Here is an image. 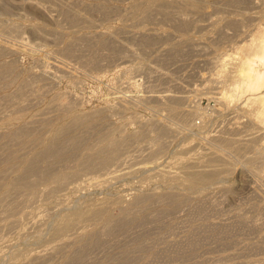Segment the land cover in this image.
Returning a JSON list of instances; mask_svg holds the SVG:
<instances>
[{
  "label": "rangeland",
  "instance_id": "374dc122",
  "mask_svg": "<svg viewBox=\"0 0 264 264\" xmlns=\"http://www.w3.org/2000/svg\"><path fill=\"white\" fill-rule=\"evenodd\" d=\"M68 1L0 0V49L8 54L1 56L0 70L9 68L11 73L10 78L0 76V96L12 94L14 84L21 82L25 94L16 98L34 97L24 111L1 115L0 131L11 128L6 124L11 117L16 125L47 118L30 132L34 138L41 135L39 145L26 150V159L17 166L48 149L57 137L64 145L73 143L42 159L56 164L53 170L33 176L32 193L21 184L11 187L18 173L0 180L4 182L0 185V264H61L68 256L87 264H264V117H258L264 110V89L234 88L219 68L198 63L227 55L233 63L247 59L256 63L257 52L249 40L264 37V0H198L205 13H188V22L181 13L183 23L176 12L168 19L159 13L145 14L134 0H98L129 4L128 11L105 17L94 12L86 15L92 23L80 25L69 24L60 15ZM142 16L136 29L142 28L143 40L148 37V41L138 44L125 38L124 42L122 35H115L118 43H128L135 50V58L97 43L99 32H117L130 19ZM153 34L158 39H152ZM187 39H193L192 45L204 43L203 48L185 49ZM171 47L176 55L169 63L161 60V51ZM78 52L87 54L92 64L77 60ZM43 69L52 71L51 80L40 78ZM160 73L168 81L156 80ZM215 75L222 86L211 78ZM220 90L226 93V110L211 94ZM153 93L186 97L183 105L172 100L161 104L150 98ZM180 109H192L190 122L174 116ZM75 116L84 120L61 133ZM89 124L95 127L88 128ZM3 139L0 143L7 140ZM103 145H110V155L106 151L90 165H82L87 153ZM104 158L109 160L101 163ZM194 162L198 166L186 172L181 167ZM201 175L208 179L198 180L199 189H189L192 178ZM168 192L179 196L168 195L175 202L165 198ZM88 207L98 212L64 236L54 235L65 212ZM79 230L98 233L77 242L78 251L67 247L44 262L31 260L38 251L50 250Z\"/></svg>",
  "mask_w": 264,
  "mask_h": 264
},
{
  "label": "bare ground",
  "instance_id": "6f19581e",
  "mask_svg": "<svg viewBox=\"0 0 264 264\" xmlns=\"http://www.w3.org/2000/svg\"><path fill=\"white\" fill-rule=\"evenodd\" d=\"M102 1H104V0H102ZM102 1H98V0H70L67 3H65V5L63 7V10L62 11L60 10V15L62 17H64V21H66L67 23L69 22V24H72V25H80V24H86V23H90V22L92 23L93 20L91 19V17L89 18L86 15H90V14L92 15V13H94V12H100L105 17L107 15H110L111 16L110 13H115V12H117V13H125V12L128 11L127 5H129V4H126V6L117 5V4L116 5H109V3L102 2ZM199 1H201V0H199ZM199 1L198 0H134V2L133 1L132 2L137 7H140V8L143 7V10H144V13L145 14L159 13V14H161L163 16V18L168 19L167 17L171 13H173V12L174 13L176 12L177 14H180V15H181V13H185V16H186V19L185 20H187L188 19V17H187L188 13H199V14H204L205 13V10L206 9L204 10V8H199L198 7V5L200 6ZM197 2H198V4H197ZM219 3H220V1H219ZM131 5H132V3H131ZM181 6H183L184 9H180ZM223 6H224V4H223ZM220 7H221V5H220ZM80 11H81V13L83 11L85 15L84 14L82 15L80 13ZM49 12H52V11H49ZM117 13H116V15H117ZM180 15H179V17H180L179 20L180 21H178V20L175 21L174 18L171 21L174 20L175 22L178 21L180 23L181 20H182V23H183L184 18L181 15L182 18H183L182 19ZM174 17H176V16H174ZM170 18H171V15H170ZM250 19H252V18H250ZM142 21H143V16H142V18L140 20L130 19V23L127 25V27H123V29H121V30H119L117 32L116 31H114V32L113 31H103V32H99L98 35H97L98 36L97 43L99 45H102L103 47L115 48V49H119L121 51L124 50L123 53L126 52V54H127L126 56L127 57L129 56L130 58H132V57L135 58V56H137V55H135V53H136L135 50L132 47L128 46V43H127V45L126 44L124 45L123 41L126 42V40H125V38H126L127 39V42L130 40L132 42L134 41V42H137L138 44H141L145 40L146 41L149 40L148 37L147 38H144L145 40H143V32H144V30L142 28L140 30L139 29H136V26H138ZM190 21H192V19ZM249 21H251V20H249ZM187 22H188V20H187ZM179 23H178V25H180ZM235 24H237V23H235ZM180 26H183V24L180 25ZM180 26H178V27H180ZM154 30H157V32H158V29L155 28ZM161 30L159 32H161ZM118 34H120V35H122L124 37V40L122 39L123 37H120L123 40L122 41V44L121 43H118L117 38L115 39V35L118 36ZM155 34H153L152 36L154 37ZM160 35H161V33L158 34L159 37L156 36V37H154L152 39H155L157 37L160 38L162 36V35L161 36ZM165 35L166 34H164V37L166 38ZM257 37H259V38H257ZM257 37L255 38V37L252 36V38L249 40L250 41L249 44H250L252 50H254V51L257 52V54H255V56L257 57V60L255 59L256 60L255 61L256 63L250 62L249 61L250 59H247L246 62H242V63L241 62L240 63H233L231 60H229V56L228 55L225 56V57L220 56V57H214V58L213 57H211V58L210 57L209 58H204V59H201L200 62L198 61V63H201V61H202V63L205 64L206 66L207 65H214V67L219 68L218 70L224 72V74L226 75L227 79H229L230 81H232L230 85H232V87H234V88H238V87L241 86V87H245L248 90H260L261 91L262 89H264V37H260L258 35H257ZM120 38L118 39L119 41H120ZM149 38L151 40V37H149ZM193 39L192 40L189 39L190 41H188V39H187L186 40L187 42L183 41V45L186 43V46L184 45L185 46L184 47L185 49H187L186 47H191V45L194 42ZM73 43H75V42L73 41ZM180 43H181V41H180ZM180 43H179V45H180ZM201 44H204V43H201ZM201 44H199L197 42V44H194V45H197L196 47H198L197 49L199 50V49L203 48ZM175 45H178V44H175ZM194 45H192L193 48L195 47ZM173 48H174V46H173ZM173 48L172 49H166L165 48V50H163V51L159 50V51H161L163 53L161 54V52L158 51L157 54L160 53L161 55H159V57L161 58V60L169 63V61L172 59V57H174V55H176V52H177L176 49L173 51ZM13 49H15V48H13ZM13 49H12V51H13ZM67 51H68V49H67ZM178 51L182 53V50L179 49ZM16 52H17V50H16ZM6 53H7L6 50L0 49V58L3 55L8 56V54L6 55ZM11 53H13V52H11ZM78 53H80V52H78ZM78 53L76 54V56H78L77 57L78 58L77 60L80 59L83 62V64H86L87 66L92 64L90 61H88L87 54H85L83 52H81L80 54H78ZM123 57H121V58L123 59ZM127 57H124L125 58V61L127 60ZM155 57H157V56H155ZM159 57L156 58V59H159ZM121 61H119V62L121 63ZM95 62H97V61H95ZM170 63H172V62H170ZM180 64H181V62H180ZM86 65H84V66H86ZM176 65H177V63H176ZM231 65H232V67H231ZM173 66H174V64H173ZM0 67H1V65H0ZM228 69H231V71H228ZM4 70H6V71L3 72V70H0V76L2 77V75L3 76L6 75V76H9V78H10L11 77V75H10L11 73L9 71L10 69L9 68H6ZM51 73H52L51 70L43 69L40 72L39 76L44 81V79H46V78L49 79V76L50 75L53 76ZM165 74H166V72H165ZM165 74H163V73L161 74L160 73L158 75V77H157L156 80H158V78H160L162 81H164V80L168 81L167 79H169V78L168 77H165ZM6 76L3 77V79L7 78ZM215 76L216 77L212 76L211 78L214 79V81L216 82L217 80H219V75H215ZM202 77L204 79V76L203 75H202ZM14 78H15V76L13 77V80L11 79L13 82H14V80H16V78L15 79ZM0 80H1V78H0ZM17 80H18V78H17ZM49 80H51V79H49ZM205 80L207 81V79H205ZM206 81H204V83ZM13 82L11 83L12 85H13ZM219 82L221 83V86H222L223 85L222 80H219ZM11 84H10V86H11ZM162 84H163V82H162ZM218 86H220V85L218 84ZM215 87H217V86L214 85V88ZM14 88H15V90H14V92L12 94H2L0 96V119H2V120H3V118H2L3 116L1 117V115H4V118H5L6 117L5 114L6 115L10 114V113H7V112L15 111L16 109H18V111H22V110L24 111V109H22V108L23 107L26 108V109L29 108L30 107L29 104H32L33 103L32 101H34V97H33V95L31 96V94L29 96H25V98L22 99V100L16 98L18 96H21V95L25 94V92H23V90L25 88V85L22 84L21 82L20 83L16 82L14 84ZM0 89H1V86H0ZM1 91H2V89H1ZM156 94L154 95V93H153V95L150 96V98L154 97L152 99L156 100L157 102L159 101L160 103L161 102H164L163 100H165V101L166 100L167 101H171L172 100L173 103L178 104V105L179 104L183 105L182 102L185 101V97H186V96H184L185 94H183V95H180L179 94V96H174V97H170V95H167V94L166 95H163V93H161L160 95L159 94L156 95ZM211 94H213L212 95L213 98L216 100V102H218V106L221 105V107L224 106V108L228 106L227 100L225 99V96H226L225 91H223V90L215 91V92H212ZM148 98H149V96H148ZM213 98H212V100H213ZM215 100H213V101L215 102ZM160 103H158V104H160ZM27 105L29 107H27ZM170 105H171V107H173L172 104H171V102H170ZM181 107L182 106H180V108ZM187 107L188 106H186L185 109H187ZM19 108H21V110H19ZM185 109L177 110V112L176 111L175 112L173 111L175 113L174 116H178V118L179 119H182L183 121H187L188 119L192 120V117H193L192 116L193 115V111H191L192 109H190V110L189 109L188 110H185ZM172 110H175V108L174 109L172 108ZM225 110H226V108H225ZM168 111H169V108H168ZM12 113L13 112H11V114ZM14 113H16V112H14ZM169 115H172V114H169ZM9 116H11V115H9ZM188 116L189 117L192 116V117L188 118ZM20 117H22V116H19V119H20ZM194 117H196V115H194ZM258 117H261V118L264 117V110L262 112H260V114H259ZM7 118H8V116H7ZM46 119L47 118L30 119V120H26L21 125L20 124L16 125V123H15L16 122V119L11 117L10 119H7V123L5 122L6 124H9V126H11V128L9 127L10 129L8 128V130L0 131V139H3V138L4 139L5 138L7 139L5 142L2 141L0 143V150H2V151L5 152L4 153V152L1 151L2 154L0 153V166H1V164L4 165L0 169V180L7 179V177H8L9 174H12V173L17 174L18 173L15 176V178L13 180V183H11V187L12 188H15V185H17V184H21V185H23L22 187L24 189H26L27 191L30 190V192H31V190L34 189V187L36 186V182L33 181L34 180L33 179V176H36L39 173H43V172H47L49 170H53L54 164H56V163H52L51 164L49 162H44L43 163L42 162V159L47 158L48 154L51 153V152H56V151L62 149L63 147H67L69 144H73V143H69V144H65L64 145L63 140L61 138L57 137V138L54 139V143L50 147H48V149H45L43 151H39L38 153H35L34 155H32L31 158L27 159V162L23 166L18 167L16 163L17 162H23L24 159H26V158H24V156H26V154L28 152L26 153L25 151L28 150L29 148H32V147H33V149H35L36 145L39 142V138L41 137V135H39V138L31 137L30 136L31 130L34 129L33 127H35V126H38V125L41 126V124L44 121H46ZM82 120H84V116H75V117H73L65 126H63L61 128V133L64 132V131H66V130H68L73 125L79 123ZM157 122H159V121H157ZM157 124L159 125V123H157ZM158 125H156V126H158ZM87 127L88 128H92V127H95V125L94 124H89ZM35 128H37V127H35ZM161 129H162V127H161ZM164 129L166 130V128H164ZM58 140H59V142L56 143L55 141H58ZM12 147L13 148L15 147V149H13ZM109 147H110V145H105V146L103 145V146L97 147L92 154H88L87 153L86 156L84 155L85 157L82 160V165H90L93 162V160L98 159L99 157H102L103 153H105L106 151L110 155V149H109ZM33 149H31V150H33ZM29 152H30V150H29ZM75 157H76V155H75ZM108 160H106L104 158L101 161V163H105ZM41 164H43V165L45 164V166H41ZM196 166H198V163H196V162L191 163V164H187V163L181 164V167L184 168L185 172H186L187 169L192 168V167H196ZM74 176H75V174H73V177ZM206 179H208V176H206V175H201V176L193 177L192 178V182H189L188 185H187V187L189 186V189H192L193 190V189H195L198 186L197 185L198 184V180L201 181V180H206ZM1 183H2V181H1ZM3 183L0 184V185H2L1 187H3ZM197 189H199V186L195 190H197ZM50 190L51 189H47L45 192H47V193L49 192L50 193ZM17 191H20V190H17ZM206 191H205V193H206ZM32 192H33V190H32ZM31 193H29V194H31ZM47 193H45V194L47 195ZM170 193H173V192H170ZM170 193L168 192V193H166V195L168 196ZM209 193L210 192H208V195H209ZM173 194H174L173 197H175V198L176 197H179V196H177L176 193H173ZM203 194H204V192H203ZM203 194H201V195H203ZM161 195H157L158 198L157 197L156 198L157 199L161 198L162 197ZM178 195H180V194H178ZM206 195H207V193H206ZM159 196H161V197H159ZM182 196H184V194H182ZM164 197H165V195H164ZM171 197H172V194H171ZM171 197L169 198V196H168V197H165V198L173 199V197L172 198ZM184 198L185 197H183V199ZM162 199H163V197H162ZM173 200L175 202V199H173ZM178 203H180V201H177V204ZM72 210L74 212L71 211L72 213L69 212L70 214L69 213L67 214L65 212L66 213V214L64 213L65 216L63 214V216L61 217V219H59V221L56 223L55 228H54V231H53L54 232V235L56 237L57 236H64L65 233L68 232L69 229H71L72 227L74 228V226L79 225L81 222L84 223V220L85 221H86V219L89 220V218L91 216L95 215L98 212V210H96V208L94 209V208H89V207L88 208L77 209L76 211L74 209H72ZM82 227H83V225H82ZM82 227H81V229H82ZM77 228L74 229V232H76ZM97 233H98L97 231H91V232H89V231H80L79 230V232L76 233L73 237L61 239L59 242H57L56 244H54L53 246H51L50 250L47 251V250H44V249H46V248H44L43 249L44 251L42 250V252H40V253L38 251L39 254L36 253V255L32 256V259L31 260L32 261H35V262H39V263L44 262L45 260L50 259L51 257H53V255H55L56 253H58L59 251H62L64 248H67V247L73 248L74 249L73 251H78L80 249V247L76 245L77 242H79L81 240L82 241L83 240H86L88 238H92L95 235H97ZM102 239H104V236L103 235H102ZM87 263H88V261L80 260L76 256H68L66 259H64V261L61 264H87ZM99 264H112V263L100 262Z\"/></svg>",
  "mask_w": 264,
  "mask_h": 264
}]
</instances>
